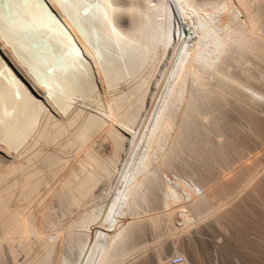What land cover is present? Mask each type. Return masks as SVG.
Here are the masks:
<instances>
[{
  "label": "bare ground",
  "instance_id": "bare-ground-1",
  "mask_svg": "<svg viewBox=\"0 0 264 264\" xmlns=\"http://www.w3.org/2000/svg\"><path fill=\"white\" fill-rule=\"evenodd\" d=\"M136 3L159 7L157 0H119L113 6L132 13ZM103 5L102 0H0V93L4 85L12 86L14 101L29 98L43 112L33 140L14 145L15 126L0 134V264H9L6 245L13 264H36L48 247L46 238L58 240L61 248L73 231L88 235L80 264H97L113 241L135 227L148 228L119 264H145L148 252L160 254L168 242L175 253L161 264H172L175 255L185 258L181 264H191L183 241L195 246L191 230L208 219L235 241H247L249 232L263 234L264 0H165L172 34L133 122L124 120L128 107L117 106L129 97L130 84L110 87L104 72L109 64L127 63L128 56L118 45L117 51L104 48L103 39L88 29L105 23ZM229 13L260 38L252 49L257 59L218 73L222 87L204 79L205 108L185 123L192 106L187 97L179 121L166 128L167 144L160 150L149 146L189 55L212 40L216 46L211 23L223 30ZM215 48L211 51L217 55ZM55 60H62L60 70L51 69ZM86 75L95 95L60 105L61 80ZM12 116L7 108L5 119ZM147 153L154 155L167 195L163 204L152 202L127 214L134 167ZM112 163L109 181L103 180L101 170ZM64 190L74 195L79 210L61 217L54 199ZM94 210L101 213L73 229L77 219ZM148 235L153 242L145 239ZM219 250L228 263L229 246L222 244Z\"/></svg>",
  "mask_w": 264,
  "mask_h": 264
},
{
  "label": "rangeland",
  "instance_id": "rangeland-1",
  "mask_svg": "<svg viewBox=\"0 0 264 264\" xmlns=\"http://www.w3.org/2000/svg\"><path fill=\"white\" fill-rule=\"evenodd\" d=\"M194 229L191 230L189 236L192 243L195 242L196 245H191L188 239L183 241L185 252L188 254L191 264H264V232L263 234L255 231L249 232L251 235L248 240L239 242L232 239L229 233H224L213 223L212 219L206 220V222H203L198 228ZM145 239L153 242V238L150 235ZM202 243H205L206 247H203ZM222 244H227L231 249L232 258L228 263H225L223 255L219 250V246ZM162 251L160 254L153 251L148 252L145 264H161V259H164L171 253H175V246L171 242H168L164 245ZM175 257H178V255H175ZM179 257L183 258V262L185 261L183 256ZM7 258L9 264H13L9 255ZM20 260L23 262L25 255H21Z\"/></svg>",
  "mask_w": 264,
  "mask_h": 264
},
{
  "label": "water",
  "instance_id": "water-1",
  "mask_svg": "<svg viewBox=\"0 0 264 264\" xmlns=\"http://www.w3.org/2000/svg\"><path fill=\"white\" fill-rule=\"evenodd\" d=\"M75 10V9H74ZM75 12V11H74ZM84 15H85V13H84ZM89 24V23H88ZM89 25H92V24H89ZM90 32H91V34L94 36V34L97 36V34H96V32H95V30L92 28L91 30H89ZM67 58V56L65 55L63 58H62V60L63 61H65L64 59H66ZM62 60H55L53 63H51V65H52V70L54 71V69H56V70H60V67H61V62H62ZM64 70V69H63ZM32 75H33V77L38 81V82H41V80H40V78L35 74V73H33L32 72Z\"/></svg>",
  "mask_w": 264,
  "mask_h": 264
},
{
  "label": "built area",
  "instance_id": "built-area-1",
  "mask_svg": "<svg viewBox=\"0 0 264 264\" xmlns=\"http://www.w3.org/2000/svg\"><path fill=\"white\" fill-rule=\"evenodd\" d=\"M183 262L182 257H177L173 260L172 264H180Z\"/></svg>",
  "mask_w": 264,
  "mask_h": 264
}]
</instances>
